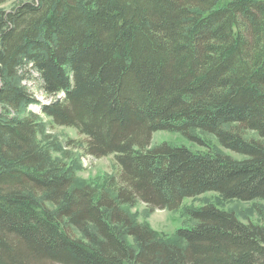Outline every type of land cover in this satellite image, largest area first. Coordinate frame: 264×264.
<instances>
[{
	"label": "trees",
	"instance_id": "trees-1",
	"mask_svg": "<svg viewBox=\"0 0 264 264\" xmlns=\"http://www.w3.org/2000/svg\"><path fill=\"white\" fill-rule=\"evenodd\" d=\"M218 2L0 8V264H264V222L207 202L165 239L123 207L173 209L207 190L264 200V0ZM44 117L75 128L84 153L113 154L107 188L77 183L50 156L59 143L42 142ZM197 128L242 157L150 146L158 129L206 145Z\"/></svg>",
	"mask_w": 264,
	"mask_h": 264
},
{
	"label": "rangeland",
	"instance_id": "rangeland-1",
	"mask_svg": "<svg viewBox=\"0 0 264 264\" xmlns=\"http://www.w3.org/2000/svg\"><path fill=\"white\" fill-rule=\"evenodd\" d=\"M19 1L22 0H6L0 2V8L10 9ZM221 1L223 2L224 0H219L218 4H220ZM26 84L38 100L41 102L50 100V97L44 95L36 83L27 81ZM28 108L40 113L37 104H30ZM45 119L48 120L46 132L50 137L45 140L43 139L42 142L47 143L50 142V140H55L59 143L57 149H52L50 151V156L59 159L66 167H69L77 183L91 184L95 186L97 190L107 188L106 180L118 169L113 154L94 157L84 153L83 136L79 134L75 128L56 124L51 122L49 118ZM224 126H227V124H224ZM194 131L198 137L205 141L206 145L190 139L180 131L158 129L152 132L150 146L160 142H167L172 145H185L192 150H219L237 158L242 157L241 154L222 147L214 134L198 128ZM243 134L245 137L256 136V132L249 129L243 130ZM207 202L216 203L220 208L233 211L237 217L243 221L264 222V200L262 198L256 197L250 200H241L238 198L226 199L223 198L219 192L214 190H207L195 196L184 197L178 207L173 209H150L142 201H137L134 204H124L123 207L135 220L146 224L160 237L173 239L176 228L188 226L193 223V220L187 215L186 209L188 207H197ZM75 235L78 234L76 233ZM127 241L134 244L131 236L127 237ZM123 264L133 263L124 260Z\"/></svg>",
	"mask_w": 264,
	"mask_h": 264
}]
</instances>
